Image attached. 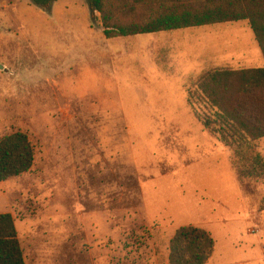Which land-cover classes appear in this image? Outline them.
Wrapping results in <instances>:
<instances>
[{"label": "rangeland", "instance_id": "obj_1", "mask_svg": "<svg viewBox=\"0 0 264 264\" xmlns=\"http://www.w3.org/2000/svg\"><path fill=\"white\" fill-rule=\"evenodd\" d=\"M218 66L264 67L248 21L107 39L88 0H0V137L36 153L0 182V213L26 264H169L189 225L215 240L207 264H264V182L238 178L187 102Z\"/></svg>", "mask_w": 264, "mask_h": 264}, {"label": "trees", "instance_id": "obj_2", "mask_svg": "<svg viewBox=\"0 0 264 264\" xmlns=\"http://www.w3.org/2000/svg\"><path fill=\"white\" fill-rule=\"evenodd\" d=\"M56 0H31L48 9ZM101 14L107 39L248 21L264 57V0H88ZM187 102L203 128L233 150L240 180L264 182V67L218 66L205 70L188 90ZM29 135L0 137V182L20 178L35 164ZM260 209L264 210V198ZM169 264H207L215 250L212 234L182 226L170 241ZM0 264H26L11 213H0Z\"/></svg>", "mask_w": 264, "mask_h": 264}, {"label": "crops", "instance_id": "obj_3", "mask_svg": "<svg viewBox=\"0 0 264 264\" xmlns=\"http://www.w3.org/2000/svg\"><path fill=\"white\" fill-rule=\"evenodd\" d=\"M166 32H169V31H166ZM159 33H163V32H159ZM159 33L146 34V35H155V34H159ZM139 36H141V35H139ZM134 37H136V36H134ZM126 38H127V37H126ZM129 38H131V37H129Z\"/></svg>", "mask_w": 264, "mask_h": 264}]
</instances>
